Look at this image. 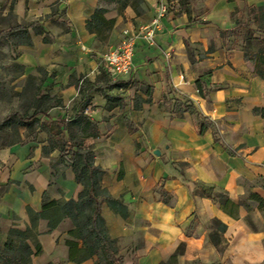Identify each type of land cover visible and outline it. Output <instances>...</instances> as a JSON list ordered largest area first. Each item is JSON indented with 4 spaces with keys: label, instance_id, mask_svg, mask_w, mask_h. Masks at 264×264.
I'll list each match as a JSON object with an SVG mask.
<instances>
[{
    "label": "crops",
    "instance_id": "0c3cea01",
    "mask_svg": "<svg viewBox=\"0 0 264 264\" xmlns=\"http://www.w3.org/2000/svg\"><path fill=\"white\" fill-rule=\"evenodd\" d=\"M6 1L0 80L16 84L26 109L47 96L52 108L38 118L44 127L36 139L0 147L2 242L10 230L31 227L29 211L42 213L44 202L78 201L83 185L55 141L56 133L69 138L66 120L88 101L99 136L85 146L102 187L129 211L125 218L107 202L100 206L124 264L167 263L181 244L178 264H264V80L232 35L236 21L264 0H173L152 43L139 31L166 0H142L138 12L136 0L124 8L117 1L15 0L13 10ZM101 7L103 23L90 29ZM125 32L136 37L134 70L111 76L102 58ZM184 98L193 112L181 116L174 108ZM217 219L227 228L215 246ZM38 223L31 264H96V257L69 261V218L56 228Z\"/></svg>",
    "mask_w": 264,
    "mask_h": 264
},
{
    "label": "trees",
    "instance_id": "16d2710c",
    "mask_svg": "<svg viewBox=\"0 0 264 264\" xmlns=\"http://www.w3.org/2000/svg\"><path fill=\"white\" fill-rule=\"evenodd\" d=\"M6 1V0H4ZM108 3L111 1H117L122 8L127 6L129 0H103ZM7 2V1H6ZM142 0H136L135 9L138 12L139 7L142 5ZM15 0L11 3V10L14 9ZM107 11V8L101 7L97 9L95 15L89 21L90 29L95 28L97 25L102 24L100 19L102 14ZM248 17L245 22L237 20L238 28L232 32L235 39V43H240V47L245 53V58L254 66L255 72L264 80V6L250 8L248 10ZM244 30V31H243ZM24 34V32H22ZM257 44L256 51L250 55L246 50V46ZM237 45V44H236ZM194 62V61H193ZM203 82L198 80L196 87L198 88L200 95L205 97L206 94L203 88ZM180 103V104H179ZM175 105V111L177 114L183 116L185 112H193L192 103L188 99H183ZM36 109H33L35 113L32 114L29 119L21 118L18 114L15 116L20 122H24L22 125L26 131H28V137L36 139L35 133L37 129L44 127L41 125L38 119L41 116H46L50 111L51 100L47 96L42 99L39 104H32ZM31 105V106H32ZM89 102L84 104L74 117L67 119V125L65 131H68L69 138L67 139L64 132L56 133L59 136L55 144L61 147L63 152L67 153L69 163L72 165L77 178V182L83 185V191L78 201L69 202H53L43 204L42 213H35L29 211L32 226L26 231L19 229H12L8 233V239L6 242H2L0 238V264H31L32 251L30 241H34L39 234L38 226L39 221L44 219L49 220L50 228H56L58 223L63 218H69L74 223V229L68 236L67 246L70 249V262H83L88 258L96 257V264H124V257L122 255V249H120L111 235L105 221L101 216V204L107 202L111 208L121 214L123 217H128V207L124 204L122 199L112 198L108 192L101 185L100 170L95 167L93 163V152L90 147L85 146V141L89 138H97L99 136L97 131V125L89 119L84 110L89 107ZM31 110V109H29ZM200 118V130L204 131L208 128L206 120ZM6 122L9 119L5 120ZM1 124V123H0ZM49 133L52 129H47ZM217 133V132H216ZM51 143L53 141L50 140ZM4 147V146H0ZM210 196L215 202L216 198L211 193L214 191L210 188ZM227 226L220 220H215L212 223V229L214 230L210 235L211 242L217 246L222 244L221 234L225 233ZM83 242V248H79V243ZM185 245H179L177 251L170 258L167 263L162 264H178V259L185 252ZM37 255L41 254V248L37 247Z\"/></svg>",
    "mask_w": 264,
    "mask_h": 264
},
{
    "label": "rangeland",
    "instance_id": "374dc122",
    "mask_svg": "<svg viewBox=\"0 0 264 264\" xmlns=\"http://www.w3.org/2000/svg\"><path fill=\"white\" fill-rule=\"evenodd\" d=\"M256 48L257 44L252 43V45L246 46L245 50L252 55ZM12 82L0 80V146H12L22 142L24 138H31L28 137V131L22 126L24 122H20L15 115L18 114L26 120L35 111L26 109L28 101L17 92V86ZM6 119L9 121L6 122Z\"/></svg>",
    "mask_w": 264,
    "mask_h": 264
},
{
    "label": "built area",
    "instance_id": "2783aa9c",
    "mask_svg": "<svg viewBox=\"0 0 264 264\" xmlns=\"http://www.w3.org/2000/svg\"><path fill=\"white\" fill-rule=\"evenodd\" d=\"M173 0H166L162 1L158 8V13L155 16L154 22L151 24V26L141 29L139 32V36H143L146 38L149 42L154 41V37L156 35V30L160 27L162 19L164 16L168 13L170 9H173L174 7ZM135 40L136 37H132L129 35V33L125 32L124 39L120 42V44L117 46V48L111 50V52L104 55L102 58V62L104 64V67L106 71L111 76H121L130 74L134 70V50H135ZM91 109L90 107H87L83 115L90 116Z\"/></svg>",
    "mask_w": 264,
    "mask_h": 264
}]
</instances>
